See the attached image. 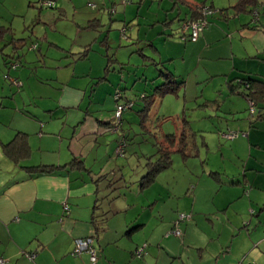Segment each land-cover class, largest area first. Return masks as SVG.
Instances as JSON below:
<instances>
[{"label":"crops","instance_id":"obj_1","mask_svg":"<svg viewBox=\"0 0 264 264\" xmlns=\"http://www.w3.org/2000/svg\"><path fill=\"white\" fill-rule=\"evenodd\" d=\"M5 1L7 4L3 5ZM26 1L31 5L33 0H0V25L7 28L9 24L7 29L12 30L15 19L8 16L17 15V3L24 5ZM172 1L171 10L186 9V19L193 17L191 7L195 5L205 4L215 12L197 41L182 38L183 30L179 32L175 27L180 19H171V10L157 15L166 19L159 33L162 38L158 39L162 48L153 50L162 55L164 66L173 67V71L166 68L158 77L165 82L166 75H174L183 82L178 90L184 89L185 98L190 95L192 100L199 97L200 84L222 78L223 90L205 105L234 118L247 112L248 100L230 94L229 82L249 77L264 82V0L249 5L247 12L236 9L239 0ZM71 2L83 7L80 0ZM103 3L108 7L106 0ZM112 16L117 20L121 17L117 10L111 12ZM38 21L36 18L33 25ZM142 29L132 30L127 37L139 43L146 41ZM126 32L124 27L123 34ZM189 33L188 30L185 34ZM16 52L14 57L22 64V54ZM104 56L106 62L101 59L99 63L105 72L95 73L92 62L86 72L58 71V78L52 74L36 75L35 82L42 85L51 86L58 81L57 88L51 87L55 92L34 89L30 101L24 99L20 106L7 111L8 122L0 125V258L6 260L5 264H264V96L258 105L260 118L255 113L252 117L245 115L232 126L228 121L219 130V139L212 141L213 147L206 139L202 144L196 141V157H201L204 150L208 153L214 149L215 159L209 160L204 168L207 174L187 191L192 195V204L183 208L177 201L173 205L192 214L191 220L182 225V236H168L176 214L171 208L168 215L166 209V182L156 185L163 171L153 181L145 183L146 174L139 181L135 168L144 166L146 158L139 153L130 155L128 150L118 152L122 147L120 139L127 135L124 120L132 117L125 115L126 111L120 129L114 130L115 107L120 101H133L136 97H128L117 89L122 96L116 99V91L111 100L114 83L107 72L112 63L121 61L116 57L110 62L108 53ZM65 65L58 61L59 69ZM22 66H8L2 72L3 81L13 86L11 80L20 77L12 76L13 70ZM105 82L110 85L106 95L97 96L98 87ZM0 90L5 91L2 84ZM33 92H40L45 99L33 101ZM27 102L37 108L26 109L30 105ZM108 102L112 109L107 107ZM136 105L137 102L134 108ZM2 108L0 100V113ZM140 110L139 116H143ZM149 112L143 116V128ZM109 131L117 134L111 137ZM228 131L243 134L224 138L221 133ZM18 134L26 135V158L5 151V145ZM191 156L189 153L186 157ZM41 166L51 170L29 169ZM201 180L206 183L201 185ZM87 237L94 238L95 263L89 253L72 254L76 239ZM142 247L145 254L137 258L134 253Z\"/></svg>","mask_w":264,"mask_h":264},{"label":"rangeland","instance_id":"obj_2","mask_svg":"<svg viewBox=\"0 0 264 264\" xmlns=\"http://www.w3.org/2000/svg\"><path fill=\"white\" fill-rule=\"evenodd\" d=\"M39 1L33 0L31 5H28L27 1L24 5L17 3L18 11H14L17 15L8 16L10 20L15 19L16 26L14 25L12 30L4 32L3 37L0 36V87L2 84L5 88V91L0 90L3 92L0 100L4 105L3 112L0 113V119H2L0 125L4 123L6 125L8 122L6 116L10 113L7 111H11L9 108L20 106L24 99L31 100L30 93L34 89H40V92L49 94L55 92L51 87L57 88L58 81L51 83V86L42 85L35 82L36 75L52 74L54 78H58V71L63 73L75 70L77 73L86 72L92 62L95 73L102 72V70L105 72V67L99 63L101 59L103 63L106 62L104 53H108L113 59L117 57L122 64L115 61L111 64L110 71L107 72L108 78L114 83V93L111 95L112 99L110 97L109 99L113 100L114 94L119 89L123 93L125 92L128 97H136L137 102L136 107L125 114L131 116L132 119L127 117L124 120L127 126V135L126 139L124 137L120 139L119 146H122L124 151L128 150L130 155L139 153L141 157L146 158L144 166L135 168L136 174L138 173L136 177L140 181L148 172H152L154 175L158 174L154 171L159 157L157 151L161 147L166 148L168 145L169 147L172 145L167 139H172L171 135H174L178 137L177 142H179L181 137L185 136V152L191 153L192 156L186 157L183 153L173 152L171 164L161 170L163 172L159 175V182L156 185L159 186L161 182H166L165 188L169 192L166 209L168 215L172 212L171 208L176 214L172 227L181 213L188 214L192 218L190 212L180 211L173 205L177 201H181L183 208L192 204V195L187 191L195 186L199 177L202 178L201 176L207 174L204 173V168H207L206 164L209 160L215 159L216 154L214 149L208 153L204 150L201 157H196V141L198 140L202 144L206 139L213 147V142L219 139V130L224 129L228 121L232 126L233 122L243 119L245 115L247 118L250 114L249 111L244 110L241 115L234 118L232 115L217 113L212 107L205 105L207 101L215 100L217 92L223 90L221 87L222 78H217L209 84H200L199 97L193 100L189 98L190 95L185 98L184 89H177L176 93L172 94L156 95L148 117L143 120L146 128L141 127L143 116H139L138 110L142 108V100L139 99V96L142 93L154 92V87L163 82V79L158 76L162 71L166 72V68L173 71V67L164 66L162 55L153 50L162 48L163 43L158 39L162 38L159 33L160 29L165 27L164 19H166L164 16L159 19L157 15L168 13V10L173 7V1L168 0V3H164L161 0H147L145 4H142L140 0H129L126 3L124 0H106L108 7H105L103 3L105 0H80L82 8L79 7L81 6L79 3L71 2L72 0H45L44 2L51 3L50 6H42ZM200 1L198 0V2ZM6 4V1L3 2V5ZM9 4L12 5V2ZM178 5L184 7L181 3ZM7 6L10 8L9 5ZM11 10L16 9L11 8ZM116 10L121 16L118 20L114 16L111 17V12L113 14ZM10 13L12 14V12ZM186 13V9L182 11L175 9L169 12L171 19L175 21L180 19V21H176L175 25L179 32H182V23L186 19ZM36 18L39 21L33 25ZM6 25H8L7 28H10L9 24ZM124 27L127 28L125 35L123 34ZM140 28H143L142 38H146V41L139 43L135 39L130 40L127 37L132 30L138 31ZM32 45H37V49L29 50ZM16 51L22 54V64L14 57L18 54ZM86 53H89L88 58H82ZM31 61L32 63H30ZM58 61H62L66 65L59 69ZM6 62L8 65L5 64ZM15 63L17 66L23 65L24 67H20L18 71L13 70L12 76L19 74L20 77L17 79L19 83H13L12 86L3 81L2 72L8 66H13V64L16 66ZM108 87H110L109 83H103L98 87L96 95H106ZM213 90H216L215 95ZM40 92L39 94L33 92V101L39 103L45 99L40 97ZM27 103L30 105L26 106V109L37 108L30 102ZM228 104L229 100L226 105ZM107 107L112 109V103L108 102ZM111 134L110 136L113 137L117 132ZM130 172L133 171L130 170ZM204 183L206 181L201 180V185ZM156 185L153 186V190ZM191 218L181 222L179 228L182 231L184 230L182 225L190 221ZM172 230V228L168 230V236L172 235Z\"/></svg>","mask_w":264,"mask_h":264},{"label":"trees","instance_id":"obj_3","mask_svg":"<svg viewBox=\"0 0 264 264\" xmlns=\"http://www.w3.org/2000/svg\"><path fill=\"white\" fill-rule=\"evenodd\" d=\"M44 1L45 0H40L39 1L42 6H43ZM256 3H257V0H239V3L237 5L236 9L239 12H241V11H244V12L246 11L247 12V11H249L248 10L249 5H254ZM204 7H206L205 4L195 5V6L191 7V9L194 12L193 13V17L185 19L184 21H187V20L194 21V20H198L200 18H203V19H205L208 22V24H207V27H208V25H209L208 18H209L210 15L203 16L202 9ZM253 11L254 10L252 9L250 12H253ZM7 31H9V29H7L4 26L0 25V36H3L4 32H7ZM84 56H85V54H84ZM108 58H109L110 62H113V58L111 56L108 55ZM13 66H15V65L13 64ZM13 66H11V67L14 68ZM16 66H17V64H16ZM108 67L110 68V63H109ZM12 83H13V81H12ZM182 84H183V82H178L175 79V76L172 75L171 73H169L168 75H166V81L161 83V84H159L158 86H156V88L154 89L153 94L142 93L139 96V99L144 102V106L139 112L144 116V114L148 113L149 110L154 105L156 95H158V94L166 95V94L176 93L178 87H180ZM119 92L121 93V91H118V93ZM229 93L230 94H235V95H241V96L245 97L248 100V103H249L250 100H252L254 102V106H255V110H256L255 113H258V111L260 109L258 107V105H259V103L261 101H263V96H264V82L259 81V80H255V79H253L251 77L245 78V79H236L235 82L234 81H230L229 82ZM121 96H122V93H121ZM135 102H136V100H133V101L127 100V101H125V103H133V107L130 110H132L134 108ZM250 108L251 107L249 105V107H248V111H249V114H250L249 117H252V116L255 115V113L252 114L250 112ZM127 111H129V110H127ZM257 117L258 118L261 117L260 112L258 113ZM228 132H230V131H228ZM228 132H224V133H228ZM222 134L223 133H221V135ZM238 135H239V133H238ZM171 136H173V138L170 139V140L167 139V141L171 142L172 145L170 147L168 145V147H166V148L161 147L157 151L158 154H159V157H158V160L156 162V166L154 168V171L156 173H158L161 170L167 168L171 164V162H172L171 155H172L173 152L183 153L184 156H188L189 155L188 152H185V147H184L185 146L184 141H185L186 137L182 136L180 141L177 142L178 137L177 136L175 137L174 135H171ZM175 138H176V140H175ZM5 151L9 155H12V152H14L17 156H20L21 158H26V156H28V154H29V149H28V145H27L26 135L25 134H18L11 143L5 145ZM15 160H17V158H15ZM29 169L33 170V172H37V171L38 172H46V171H50L51 167L41 166V167H32V168H29ZM155 175L152 172H148L145 175V177H144V182L147 183V182L153 181ZM134 255H135V253H134ZM5 262H6V260H5ZM5 262L3 264H5Z\"/></svg>","mask_w":264,"mask_h":264},{"label":"built area","instance_id":"obj_4","mask_svg":"<svg viewBox=\"0 0 264 264\" xmlns=\"http://www.w3.org/2000/svg\"><path fill=\"white\" fill-rule=\"evenodd\" d=\"M125 3L128 2L129 0H124ZM43 5H47L50 6L51 3L50 2H44ZM215 11L206 6L202 9V14L203 16H208L211 15L212 13H214ZM255 15H257V13H255ZM208 22L203 19L200 18L198 20H194V21H184L182 23V30H183V36L182 38L184 40H189V41H197L200 33L207 27ZM190 31V33L188 35H186V31ZM37 49V45H32L30 47L29 50L34 51ZM14 68L16 66H13ZM14 84H18V80L17 79H13L12 80ZM116 96V99H119L121 97V93L119 92ZM249 105H250V112L253 114L255 113V106H254V102L252 100L249 101ZM133 107V103H125V102H119L117 103L116 107H115V122L113 125V129L114 130H118L121 127L122 124V119H123V115L127 110H130ZM222 136L224 138L227 139H234L235 137L238 136L237 132L234 131H230L228 133H223ZM123 149L119 148L118 152L121 153ZM65 209L68 210V206L65 205ZM191 218L190 215L185 214V213H181L178 217V219L174 222L173 225V230L171 232L172 235L176 236V237H181L182 236V230L179 228L181 222L185 221V220H189ZM93 242H94V238L93 237H87V238H79L76 239L75 241V246L74 249L72 251V254L75 256H79L83 253H89L90 255V260L92 261V263H95L97 261V255H96V250L93 247ZM145 254V247L139 248L135 251V256L137 258H141L143 255ZM30 259H33V255H29ZM5 262L4 259L0 258V264H3Z\"/></svg>","mask_w":264,"mask_h":264}]
</instances>
